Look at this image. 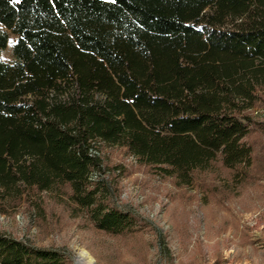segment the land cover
Segmentation results:
<instances>
[{"label":"trees","instance_id":"trees-1","mask_svg":"<svg viewBox=\"0 0 264 264\" xmlns=\"http://www.w3.org/2000/svg\"><path fill=\"white\" fill-rule=\"evenodd\" d=\"M263 91L264 0H0V205L53 194L136 233L92 181L102 149L184 186L217 164L243 183ZM67 262L0 233V264Z\"/></svg>","mask_w":264,"mask_h":264},{"label":"rangeland","instance_id":"rangeland-1","mask_svg":"<svg viewBox=\"0 0 264 264\" xmlns=\"http://www.w3.org/2000/svg\"><path fill=\"white\" fill-rule=\"evenodd\" d=\"M16 37L2 59L13 62ZM247 141L254 149L249 178L234 181L221 164L198 174L191 186L142 166L124 149L103 148L105 179L114 205L137 219L140 231L112 236L97 230L66 199L0 205V233L76 264L82 251L93 264H264V91Z\"/></svg>","mask_w":264,"mask_h":264},{"label":"bare ground","instance_id":"bare-ground-1","mask_svg":"<svg viewBox=\"0 0 264 264\" xmlns=\"http://www.w3.org/2000/svg\"><path fill=\"white\" fill-rule=\"evenodd\" d=\"M75 260L76 264H93L92 257L85 251L79 253Z\"/></svg>","mask_w":264,"mask_h":264},{"label":"snow or ice","instance_id":"snow-or-ice-1","mask_svg":"<svg viewBox=\"0 0 264 264\" xmlns=\"http://www.w3.org/2000/svg\"><path fill=\"white\" fill-rule=\"evenodd\" d=\"M17 2H18V0H17Z\"/></svg>","mask_w":264,"mask_h":264}]
</instances>
